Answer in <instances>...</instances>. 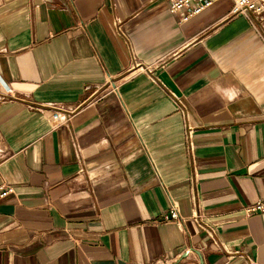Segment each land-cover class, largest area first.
Listing matches in <instances>:
<instances>
[{"label": "crops", "instance_id": "crops-1", "mask_svg": "<svg viewBox=\"0 0 264 264\" xmlns=\"http://www.w3.org/2000/svg\"><path fill=\"white\" fill-rule=\"evenodd\" d=\"M233 6L0 0V264H264V44Z\"/></svg>", "mask_w": 264, "mask_h": 264}, {"label": "built area", "instance_id": "built-area-1", "mask_svg": "<svg viewBox=\"0 0 264 264\" xmlns=\"http://www.w3.org/2000/svg\"><path fill=\"white\" fill-rule=\"evenodd\" d=\"M169 9L173 13H181L186 18L198 16L205 11L211 9L214 5L219 3L221 0H167ZM234 3L232 14L244 16L251 26L254 28L256 34L264 44V0H232ZM62 117L60 113L55 112L53 115L54 122L60 124H67L71 121L72 114L67 113ZM190 147L191 132L189 134ZM14 194L12 186L8 185L3 179L0 165V201L6 199L10 195ZM171 208L164 218L165 222L174 221L182 222V216L178 205L173 201ZM245 216H251L254 214H264V199H261L252 204L246 205L243 208Z\"/></svg>", "mask_w": 264, "mask_h": 264}]
</instances>
